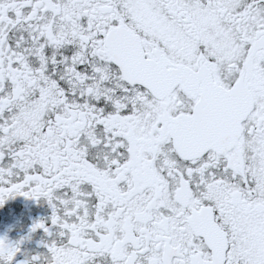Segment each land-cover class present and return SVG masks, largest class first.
<instances>
[{
    "label": "snow or ice",
    "instance_id": "6c2138e0",
    "mask_svg": "<svg viewBox=\"0 0 264 264\" xmlns=\"http://www.w3.org/2000/svg\"><path fill=\"white\" fill-rule=\"evenodd\" d=\"M0 264H264V0H0Z\"/></svg>",
    "mask_w": 264,
    "mask_h": 264
},
{
    "label": "flooded vegetation",
    "instance_id": "af4514ba",
    "mask_svg": "<svg viewBox=\"0 0 264 264\" xmlns=\"http://www.w3.org/2000/svg\"><path fill=\"white\" fill-rule=\"evenodd\" d=\"M50 215L51 208L45 198L37 201L16 196L0 207V238L13 245L20 244L18 261L24 260L25 254L30 257L46 251L43 244L46 234L41 229L33 232L32 227L36 222H47Z\"/></svg>",
    "mask_w": 264,
    "mask_h": 264
}]
</instances>
